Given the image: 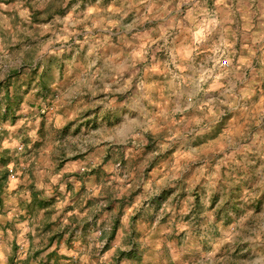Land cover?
Returning <instances> with one entry per match:
<instances>
[{
    "label": "rangeland",
    "instance_id": "374dc122",
    "mask_svg": "<svg viewBox=\"0 0 264 264\" xmlns=\"http://www.w3.org/2000/svg\"><path fill=\"white\" fill-rule=\"evenodd\" d=\"M50 1L38 0V3L45 2V6L33 8L30 6L31 0H2L4 4L19 5L11 11L0 8V43L7 45L6 50L14 60L22 61L13 73L21 72L25 75L28 63L24 62V55L27 60L35 56L32 52L24 54L22 50H72L73 52L76 50L79 53L73 54L72 51H68L75 60L69 57V62H66L65 77L68 87L71 88L74 87L71 83L72 78L80 69L78 64L80 62L84 64V61L96 62V55L92 50H102L106 54V56H102L101 53L97 55L102 58L97 59L98 64L104 67L106 60L123 49L128 50V55L144 61L146 56L148 59L152 58L151 52L157 48V45L169 47L165 43L166 40L171 39L169 33L179 30L172 27L174 24L172 14L165 7L167 0H81L78 7L76 3L68 5L64 2L60 3V0L48 6ZM242 2H251L253 9H256L258 4V0H230V5ZM201 3L205 6L199 10L204 15L197 17L200 27L187 34L190 39H181L175 45V49L185 58H191L195 49L196 61L204 65L199 76L207 77V79H200L199 84L208 91L201 93L196 85L182 83L174 80L172 76L167 77L169 82L167 85L164 84L163 76L145 81L146 89L150 92L154 90V103L149 104L147 100L140 99L130 101L123 110L125 113L131 111V120L120 127L122 131H129L134 125L144 122L151 125L152 131L145 136L149 143L143 145L137 155L132 156L134 162L139 159L137 166H142V171L131 173L138 177L141 186L134 187L131 182H125L128 159L124 155L118 157L119 167L113 173L106 172L103 167L108 164L109 159H99L96 164L101 163L100 168L102 167L103 170L92 178V185L97 186L98 190L99 187L102 188L97 195V204L100 208L98 220L101 218H103L102 221L107 220L105 216H110V206L114 203L118 204L119 214L122 216L138 200L136 196L139 195L141 209H151V215H149L151 223H147L145 227L147 226L148 230L152 228L159 217V223L155 228L163 230L174 215L168 207L169 202L175 206L176 226L173 233L167 236V241L157 235L152 237L160 242L161 252L163 251L161 258L169 260L171 256L167 257L166 242L175 244V237L186 235L179 227V215L183 214V223L187 224L188 217L192 215V207H203L200 201L202 195L206 193L207 184L213 183L215 188L208 201L207 212L211 214L218 227L230 228L233 221L226 214L222 216L221 209L217 208L221 199L224 201L222 207H228L231 203L233 211H239L236 205L244 203L242 197L245 193L251 192L254 184L264 179V33H260L259 29L254 27L256 24L254 19L247 15L236 14V16L228 17L233 21L229 31L236 33L235 36H230L225 31L217 32L213 36L214 27L218 25H212L210 20L227 16V10H224L223 5L229 3V0H223L219 5L220 11L217 10L216 0H201ZM15 14H18V18ZM32 14H37L39 19V22L34 21L35 24H41L50 17L51 19L56 17L53 25L59 26L58 17L61 18L60 20L65 18L68 23L66 30L57 29L58 31L53 33L54 36L50 37L51 33H48L43 26L32 29V26L27 23ZM187 14L185 10V15ZM115 16L124 17L123 20L127 21L124 32L118 31V26L115 28L108 26L106 21ZM130 25L134 26L129 27ZM249 26H253L252 32L248 34V39H244V30ZM20 28L27 29V32L32 34L28 36L25 32L19 31ZM12 30L14 32H11ZM109 31L112 35L108 33ZM17 33L20 35L17 36ZM255 45L258 47L256 48ZM229 54H231L232 65H235L234 69L229 65ZM157 55H164V53L162 51ZM2 56L3 52H0V57ZM25 64L27 67L24 66ZM120 67L123 69L126 65H120ZM150 67L153 73L159 70V64H152ZM208 69L213 70V76L208 77ZM223 70H227L224 75L221 74ZM2 75L0 71V76ZM193 93H196L197 100L203 95L207 96L199 109L201 113L207 109V119L200 126H206L207 130L198 131L195 135L185 134L180 126L186 120L199 119V115L188 108V97ZM54 100L55 97H53ZM51 101L41 108L42 116L45 117V110L53 106L54 102ZM220 101H227V103L217 107ZM117 103L124 104V100L117 97ZM160 105L164 107L161 108ZM226 108L229 110L225 111ZM177 109L180 111H176ZM60 110L63 111V109ZM71 110L74 109L70 107ZM169 113L174 115L166 120L165 117ZM68 121L71 120L67 119L63 125ZM108 126L112 125L108 124ZM169 129L172 131L170 132ZM69 130H73L72 135L66 141L72 145L71 148L74 149L72 153L75 155L74 151L78 153V151L88 152L89 149H94L92 145L96 143L97 133L101 131V128L99 124H94L89 129L85 127L79 131L72 129L70 123L64 127L65 136ZM21 150L19 147V151ZM21 172L23 171L20 168L18 173L15 170L13 173H8L11 178L6 185L7 191L5 190L8 195H3L1 198L3 225L7 224L11 218L20 220V223H25L28 219V213H23V209L22 212L14 215L8 208L11 207L9 203L17 202V198L18 202L23 201L24 206L25 202L27 203L25 197L30 188L23 182V177L25 178L28 172H23L24 174ZM79 172L83 174L88 171ZM113 177L115 192L102 187L103 183L113 180ZM18 189L20 193H24L22 197L14 195ZM155 195L161 199L159 204L164 207L154 204ZM189 198H191V206L188 204ZM250 204L248 211L259 212L260 207L264 205V192H258L250 197ZM183 243L184 241L181 240V244ZM179 246L177 245V248ZM16 247L17 249L14 247L13 251L19 253L20 245ZM25 248L23 256L26 254ZM225 249L227 245L221 247L220 252L217 253V259L223 258L226 264L256 259L248 245H237L235 250L225 251ZM211 250V247L207 249L209 252ZM189 253H176L172 264H197L199 257L194 253V257L188 261V257L191 256L190 251ZM203 254L201 252V255ZM154 255L151 244L148 255L142 253V256L153 262ZM119 260L114 259L115 264H119ZM10 264L13 263L10 262ZM257 264H264V262L258 260Z\"/></svg>",
    "mask_w": 264,
    "mask_h": 264
},
{
    "label": "clouds",
    "instance_id": "9594fccd",
    "mask_svg": "<svg viewBox=\"0 0 264 264\" xmlns=\"http://www.w3.org/2000/svg\"><path fill=\"white\" fill-rule=\"evenodd\" d=\"M45 2L38 3V0H31L30 6L33 8H42L45 6ZM222 2L223 0H216L218 11H220L219 5ZM18 6L17 4H4L2 0H0V8L7 11H11ZM204 6L201 0H167L165 7L168 8L172 14V19L174 21L172 27L179 30L169 33L171 39L165 41L169 47L166 48L164 45H157V48L152 50L151 59H148L146 56L144 61L138 60L128 55L127 49H123L118 54L106 60L103 70H98L95 74H89L86 79H79L76 81L75 86L71 88L68 87L67 80L64 82L60 81L59 69L57 67L52 68L51 75L55 82L50 83V88L53 90L55 102L50 109L45 110L43 125L40 123L39 110L29 109L27 106L21 107V111L26 114V119L31 121V127L24 129L23 136L31 137V144L36 147L32 148V153L28 156H25L23 151L18 155L21 157L22 169L30 170L29 165H34L37 187H50V185H42L40 183L47 177H51L53 184L56 183L58 177L53 174V168L55 166L53 161L58 162L59 159L63 158L64 154L72 155L71 150L64 153L66 140L64 139L65 134L61 131L63 123L67 119H73L78 116L85 108L96 107L97 105H102L103 107L100 111L101 119L97 121L101 131L97 133V140L95 142L99 144L103 141H108L110 145L113 146L112 159L109 160L108 164L103 165L105 171L108 173L115 172L119 167L118 157L124 155L128 159L125 182H131L134 187L141 186L138 177L131 173L142 171V166L138 167L139 159L134 162L132 156L137 155L141 151L142 146L149 143V141L145 139V136L152 131V128L148 122L134 125L130 128L127 136L122 139L119 135L120 127L131 120V111L125 113L122 109L128 106L130 101H136L138 99L147 100L149 104H153L155 101L154 90L150 92L146 89L145 81L153 78L159 79L161 76L164 77L165 85L169 83L167 77L172 76L174 80L196 85L198 91L201 93H206L208 91L207 88L199 84L200 79H207V77L199 76L204 65L196 61L195 49H193L194 55L191 58H185L183 55L177 53L175 49V45L179 43L181 39H190V36L187 34H190L196 28L200 27L197 17L204 15V13L199 11ZM76 7H78V5H76ZM223 7L224 10H227V16L210 20L212 25H218V27H214L213 36L220 31H225L228 32L230 36H235L236 33L229 31L233 21L228 17L236 14L247 15L251 19H254L256 21L254 27H257L260 33H264V0H258L256 9H253L251 2L230 5V0L229 3H224ZM185 10L188 12L187 15H185ZM213 15H215V13H213ZM133 26L134 25H130L129 27ZM252 27L253 26H249L244 30V39L249 38L248 34L252 32ZM18 30L25 32L27 35L32 34L28 33L27 29L20 28ZM237 31L240 30L237 29ZM6 48V44L0 43V52H3V56L0 57V71H2L4 75L18 68L20 64L19 60H14L12 56L9 55ZM162 51L164 55L158 56L157 54ZM37 55H39V53H37ZM217 63L219 64V61H217ZM152 64H159V70L156 73L152 72L150 67ZM120 65H126V68L122 69ZM229 65L233 69L235 68V65H232L231 54H229ZM207 71L208 77L214 75L212 69H208ZM226 73L227 70H223L221 74L224 75ZM0 78H2V76H0ZM85 97H87V102H85ZM117 97L124 100L123 105L117 103ZM204 99H207L206 95L201 96V98L197 100L196 93L188 97V108L193 109V111L199 115V119L186 120L181 123L180 126L185 134L195 135L198 131L207 130L206 126L200 127L207 119V109H205L203 113L199 111L200 107L203 105ZM225 103H227V101H220L217 107H221ZM70 107L74 110L70 111ZM160 107L163 108L164 106L160 105ZM58 108L63 109L60 119L57 118ZM106 110H111V116L109 117L112 125L111 127L108 126L109 120L103 119ZM228 110L227 108L225 109V111ZM176 111H180V109ZM172 115H174V113H169L165 119H169ZM117 121H119V123ZM19 126L18 124L17 127ZM5 127H7V125H5ZM169 131L171 132L172 129H169ZM66 135L71 136L72 131L69 130ZM23 136L21 138H23ZM129 145H131V147H128ZM16 146L21 149L24 147L23 145ZM37 149H39V155L36 154ZM49 149L51 150V159L46 155V151ZM101 155H103L102 152ZM95 164L96 161L93 160L92 166H95ZM78 167L83 171V165H78ZM69 170L70 169L65 168V171ZM71 170L75 169L73 168ZM23 182L27 185L31 181L25 176ZM66 183L67 181H64L60 184V191L62 193L64 192ZM72 183L77 184L78 181L72 178ZM251 184L252 182L250 181V186ZM102 187L115 192V178L113 177V180L103 183ZM206 188V193L202 195L200 201L203 207H192V215L188 217L189 222L187 224L183 223V214L181 213L179 215V227L186 235L185 237H175L176 242L171 245V247L175 249L173 255H176L177 252L183 253L193 251L196 256L199 257L197 264H226L223 258L217 259V253L220 252L222 246L227 245L225 251H228L235 250L237 245H248V248L252 250L256 259L232 262V264H257L258 260L264 262V205L260 207L259 212L248 211V208L251 207L250 197L254 194H258V192H264V179L255 183L251 192L245 193L242 197L244 203L236 205V207L240 209L239 211H233L231 203L228 207H222L224 201L221 199L217 208L221 209L222 216L226 214L227 217L233 221L230 228H225L223 226L218 227L217 223L213 221L211 214L207 212L208 201L215 188L213 183L207 184ZM21 195H24V193H21ZM65 203H67V201H65ZM188 204L191 206V198H189ZM168 207L174 213L173 217L170 218V222L165 225L163 230L159 228L155 230L156 235L165 240L167 235L173 233L176 226V208L171 205V202H169ZM146 213L151 215V209H146ZM157 222L159 223V217H157ZM132 230L133 229H129L128 231L131 232ZM144 231L145 237L142 243L151 244V251L155 254L153 264H172L169 259L161 258L162 252L160 242L152 238L148 229ZM23 236L24 233L21 232V238L16 239V243L20 245V252L13 253V233L4 235L3 232H0V264H7L10 256L13 257L15 264H21L24 245L27 242ZM99 236L100 233L96 232L90 241L92 248L95 249V255L97 257L94 264H107L106 258L101 256V249L104 248L105 241L99 240ZM181 240L184 241L183 244H181ZM177 245L180 246L177 248ZM209 247L212 249L210 252L207 251ZM201 252L204 254L201 255ZM109 255H111V253H109Z\"/></svg>",
    "mask_w": 264,
    "mask_h": 264
},
{
    "label": "crops",
    "instance_id": "0c3cea01",
    "mask_svg": "<svg viewBox=\"0 0 264 264\" xmlns=\"http://www.w3.org/2000/svg\"><path fill=\"white\" fill-rule=\"evenodd\" d=\"M59 2H64L68 5L76 3L79 6L81 0H60ZM54 4H56V0H51L48 6ZM15 16L18 18V14H15ZM53 18L51 19L50 17V19L41 24H35L32 14L28 18L27 23L32 26V29L43 26L44 29H47L48 33H51L50 37H52L57 29L59 31L66 30L68 24L65 18L60 20L61 18L58 17L57 22L59 26H54L56 17ZM111 18L113 19L111 20ZM111 18L106 21L108 26L111 28L118 26L117 30L124 32L125 23H127L126 20H123L124 17L115 16ZM11 32L14 31L12 30ZM108 33L112 35L110 31ZM126 34H129V32H126ZM19 35L17 33V36ZM98 46L100 48L99 44ZM255 47L257 48L258 46L255 45ZM68 51L71 52L72 50H22L24 54L30 52L35 54L34 58L28 60L25 59L24 55V62L28 63V67L26 64L24 65L27 67L25 69L26 74L24 75L20 72L18 76L11 77L14 71L12 70L9 71V74H3L2 78H0V82H3V86L0 89V180L3 177L2 174L6 173V180L0 183V232H3L4 235L13 233L12 251L14 247L17 249L16 246L19 245L16 243V239L21 238V232L24 233L23 238L27 241L24 245L26 247V254L23 256L21 264H94L97 257L90 241L96 232L100 233L98 239L105 241L104 248L101 249V256L106 258L107 264H115L114 259H120L119 264H125V262L126 264H153V261L142 256V253H145L147 256L149 252L150 244L142 243V240L145 237L144 230L147 229L145 225L151 222L146 209H141V198L139 195L136 196L139 202L137 200L128 210L125 208L127 211L124 209L123 211L125 212L122 216L119 214L118 204L114 203V205L110 206V216H105L107 220L104 219L102 221L103 218L98 220L100 208H98L97 204V195L101 192L102 188L99 187L98 190L97 186L94 187L92 185V178L99 171L101 173L103 169L102 167L100 168L101 163L92 166V161L95 160L97 163L99 159H112L113 146L108 141H103L99 144L95 143L92 145L94 149H89L88 152L78 151L77 153L74 151L75 155L73 153L72 155L64 154L63 158L59 159L58 162L53 161L55 164L53 174L58 177L56 183H52L51 177H47L44 181L40 182L42 185H50V187H37L34 165H29L30 170L22 169L21 157L18 154L23 151V154L28 156L32 153V148L36 146L31 144V137L23 136L24 129L31 127V121L26 119V114L21 111V107L27 106L29 109H37L40 112L41 108L47 105L51 99V102H55V100L53 101V90L50 88V83L55 82L51 75V70L53 67H57L59 69L60 81L64 82L66 80V62H69V57L75 60L71 53H79V51L75 50V52L72 51L68 54ZM92 52L96 55V62L90 63L89 61H84V64L81 62L78 64L80 69L78 68L79 72L75 73L72 78L71 83L73 86H75L76 81L79 79H86L89 74H95L98 70L104 69L103 65L98 64L97 59L100 57L97 55L101 53L102 56H106V54L102 50H92ZM85 102H87V99ZM120 105L123 104L121 103ZM102 107V105H97L94 108H85L78 116L69 119L71 121L61 126V131L64 132V127L70 123L72 124V129L79 131L85 129V127L89 129L94 124L98 125L97 121L101 119L100 111ZM57 110L59 112L57 118L60 119L63 111L59 108ZM110 116L111 110H106L103 119L109 120ZM39 119L40 123L43 124L45 117L40 114ZM109 122L111 124L110 120ZM18 124L20 125L19 127H17ZM128 132V130H120L119 135L123 139L127 136ZM22 136L23 138H21ZM68 138L69 136L64 137L65 140ZM16 145H23L24 147L19 151V147ZM71 146L66 141L64 153H67L68 150L73 151L74 149ZM101 152L103 155H101ZM36 153L39 155V149H37ZM46 155L51 159L50 149L46 151ZM120 156L122 157L123 155ZM78 165H83V171L87 170L88 172L81 174ZM20 168L24 173L28 172L26 176L31 181L28 183L30 191L25 197L27 198V203L25 202L24 206L23 201L20 200L18 202L17 198V202L15 204L9 203L11 207L8 208L14 215L22 212L23 209V213H28V219L25 223H20V220L15 218L12 220L11 218L7 224L3 225L1 220L3 212L1 198L3 195H8L6 185L11 181L8 173H13V170L18 173ZM65 168L70 170L65 171ZM73 168L75 170H71ZM72 178H75L78 183L73 184ZM64 181H67V183L62 193L60 191V184ZM20 183L23 184L21 181ZM14 195L22 197L19 189ZM155 196L153 197L154 204L162 207L163 205L159 204L161 199L157 195ZM150 198L152 199V195ZM168 212L170 211L168 210ZM157 224L158 222H154V226L149 228L152 237L156 235L155 230L157 228L155 227ZM129 229L133 230L129 232ZM165 241H167V237ZM173 244V242L170 244L166 242L165 249L167 257L171 256V262L175 261V255H173L175 249H171V245ZM162 247L164 249V245ZM190 252L191 256L188 257V261L194 257L195 253L193 251ZM185 253L190 254L189 252ZM10 262L15 264L11 256L7 264H10Z\"/></svg>",
    "mask_w": 264,
    "mask_h": 264
},
{
    "label": "trees",
    "instance_id": "16d2710c",
    "mask_svg": "<svg viewBox=\"0 0 264 264\" xmlns=\"http://www.w3.org/2000/svg\"><path fill=\"white\" fill-rule=\"evenodd\" d=\"M36 15H33V19H34L35 22H39L38 16H36ZM18 75H19V72L12 73V76L11 77L18 76ZM2 86H3V82H0V89L2 88ZM2 175H3V177L1 178L0 183H3L6 180V173L5 174H2Z\"/></svg>",
    "mask_w": 264,
    "mask_h": 264
}]
</instances>
